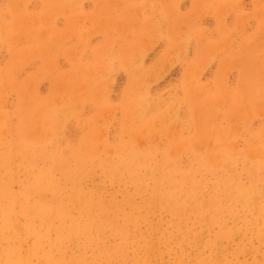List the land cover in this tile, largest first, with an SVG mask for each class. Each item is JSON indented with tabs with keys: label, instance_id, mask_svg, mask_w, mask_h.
<instances>
[{
	"label": "rangeland",
	"instance_id": "1",
	"mask_svg": "<svg viewBox=\"0 0 264 264\" xmlns=\"http://www.w3.org/2000/svg\"><path fill=\"white\" fill-rule=\"evenodd\" d=\"M0 264H264V0H0Z\"/></svg>",
	"mask_w": 264,
	"mask_h": 264
},
{
	"label": "bare ground",
	"instance_id": "2",
	"mask_svg": "<svg viewBox=\"0 0 264 264\" xmlns=\"http://www.w3.org/2000/svg\"><path fill=\"white\" fill-rule=\"evenodd\" d=\"M261 155V154H260ZM237 184V183H236ZM245 189V188H244ZM241 190V189H240ZM250 190V189H249ZM253 191H254V189H253ZM250 192H251V190H250ZM248 193V192H247ZM247 195V194H246ZM250 196H251V194H250ZM255 196H256V194H255ZM258 196V195H257ZM251 198V197H250ZM259 198V197H258ZM258 198H256V200L258 199ZM247 200V199H246ZM251 200V199H250ZM254 200V199H253ZM256 200H254V201H256ZM246 208V207H245ZM232 227V226H231ZM229 228V227H228Z\"/></svg>",
	"mask_w": 264,
	"mask_h": 264
}]
</instances>
